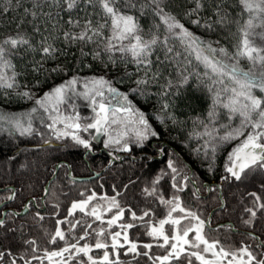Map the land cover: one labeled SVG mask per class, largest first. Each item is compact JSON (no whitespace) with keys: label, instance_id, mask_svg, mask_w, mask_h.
I'll return each mask as SVG.
<instances>
[{"label":"trees","instance_id":"trees-1","mask_svg":"<svg viewBox=\"0 0 264 264\" xmlns=\"http://www.w3.org/2000/svg\"><path fill=\"white\" fill-rule=\"evenodd\" d=\"M221 2L231 21L226 25L215 23L216 5ZM123 3L124 0H117L123 12L138 20L140 34L145 40L151 39L153 34L157 36L158 42L147 57L149 64L137 65L128 54L115 50L107 52L105 45L111 35L109 28L103 29L101 35L91 41L65 38V32L79 34L89 19L93 26L105 23L106 18L98 4H85L81 0L76 8L68 11L62 0H20L19 4L13 0L10 6L8 0H0V10L9 7V11L0 12V40L20 34L31 44V48L20 46L11 50L8 58L19 75L14 89L0 92V112L18 113L28 108L17 93L30 91L34 104L37 95L73 77L78 80L75 91L79 93L83 82L102 76L120 93L127 95L135 109L152 117L149 123L157 132V136L149 137L142 147L129 140L130 151L127 153L105 148L101 140L90 137L88 132L91 129L80 133L91 145L90 150H85L69 137L57 139L47 127L49 123L38 119L33 121L35 132L32 135L0 132V220L5 222L0 227V252L5 253L0 264H12L13 260L16 264L28 261L30 264H80L81 260L87 264V257L82 254L67 260L70 253H64L63 258L53 257L50 261L45 252L58 251L71 244L82 246L96 242V219L79 209L68 215L73 201L93 193L115 197L124 209L120 222L134 225L126 231L129 241L136 243L139 255L128 252L129 244H123L124 247L116 248V257L112 254L109 257L120 264H161L156 258L171 252L170 244L160 247L164 243L162 239L147 233L151 225H156L167 215L168 205L161 203V198L168 200L174 196H179L183 208L196 213L204 221L203 234L207 240L218 241L219 246L230 251H236L243 245H251L258 256L264 251L256 247L259 241H264V210L257 212L252 226L243 223L250 215L245 209L253 206L254 198L249 193L256 192L264 199V188L261 187L264 185V173L250 172L240 181L235 180L225 172V164L228 154L244 137L220 143L218 139L204 135L206 130L215 129L213 136L219 137L240 125V117L223 107L229 102L230 89L235 85L228 77L213 74L196 59L195 52L168 33L155 15L153 6L141 8L140 5L147 0H136V7L131 9L122 7ZM203 5L197 15L187 17L184 13L194 4L188 0H166L165 11L176 15L202 41L234 53L239 40L238 27L248 18L247 13L240 15L241 8L236 0H203ZM26 8L29 10L27 14ZM32 12L36 13L35 17ZM196 19L200 20V26L192 23ZM205 21L212 23L211 29L203 26ZM255 31L260 33L264 29ZM46 38L47 43L57 50L50 59L42 54ZM252 39L258 47H264V39L259 36ZM217 58L228 64L235 63V60ZM36 62L41 63L38 72L33 71ZM238 67L248 71L251 65L246 59H241ZM57 68L62 71H52ZM184 77H187L186 82ZM141 79L147 83L138 88L136 81ZM220 79L224 84L212 83ZM225 87L229 91L225 92ZM137 88L134 92L133 89ZM256 94L262 95L259 90ZM69 97L68 102L75 106L74 111L81 120H90L92 104L71 92ZM214 100H217L215 104ZM210 112H214L211 118ZM213 144L218 145L214 155L211 151ZM170 159L179 170L175 181L167 166ZM69 173L80 177L96 173V176L78 181L71 179ZM184 175L189 179L184 180ZM157 177L160 179L153 185ZM173 183L183 190L173 188ZM153 187L155 194L147 195L144 190L151 191ZM13 194L14 198L8 200L7 197ZM24 207L26 210L21 212ZM132 212L143 219L133 220ZM145 212L149 214L144 216ZM57 221L61 223L58 225ZM57 226L64 232L65 240L57 239L52 243ZM170 226L164 225L167 233H170ZM85 231L88 235L80 240ZM250 234L259 237V241L253 240ZM26 241H35V244ZM145 244L152 247L144 248ZM101 250L92 247L89 255L99 261L102 259ZM105 250H112L111 245ZM145 252L147 256L143 255ZM192 252L196 251L184 248L179 259L170 257L164 264H201L190 255Z\"/></svg>","mask_w":264,"mask_h":264},{"label":"snow or ice","instance_id":"snow-or-ice-1","mask_svg":"<svg viewBox=\"0 0 264 264\" xmlns=\"http://www.w3.org/2000/svg\"><path fill=\"white\" fill-rule=\"evenodd\" d=\"M12 2L13 0H8L9 6ZM15 2L19 4L20 0H15ZM62 2L66 10L71 11L80 4L81 0H62ZM188 2L194 4V7L184 13L187 17L197 15L204 6L203 0H188ZM236 2L241 8L240 15L243 16L247 13L248 18L244 20L242 25H239V20L236 21L239 25V40L234 53H230L224 47H213L211 42L202 41L199 37L194 35L179 19H177L176 15L165 11L166 0H147V3L141 4L140 7L153 6L155 15L159 17L160 22L165 26V30L168 33L178 37L180 42L185 44L187 49L195 52L196 59L201 61L206 68H209L213 74L217 77L226 76L235 85L230 89L232 95L229 97V102L223 104V107L229 109L232 115H238L240 117V125L232 128L230 131H226L224 135L219 137L213 136L215 129L212 131L206 130L204 135L210 136L214 140L218 139L220 143L244 137V139L228 154L225 164V172L230 174L235 180L240 181L250 172L260 171L264 173V47H258L252 39L255 36L264 39V31L260 33L255 31L257 28L264 29V0H236ZM84 3L92 5L98 4L106 18L105 23H99L93 26L92 21L89 19L83 25V30L79 34L73 35L69 32H65L64 36L66 39L70 41H91L94 37L100 36L103 29L109 28L111 35L107 38V43L105 45V50L107 52L111 53L115 50L119 51L121 54H128L132 57V62L137 65L150 63L147 57L152 46L156 45L158 42L155 34L152 35L151 39L145 40L140 34L141 29L138 20L134 16L123 12L121 6L117 5V0H84ZM122 7L128 9L136 7V0H124ZM7 11H9V7L0 10V12ZM24 11L26 14L29 12L27 8ZM31 15L35 17L36 13L32 12ZM215 15L217 16L215 21L216 24L226 25L231 22L222 2L216 5ZM108 21H110V24ZM69 23H72V21L70 20ZM192 23L200 26L199 19L193 20ZM203 26L211 29L213 25L205 21ZM89 33H91V35H89ZM114 41L118 43H114ZM124 41H128V43L125 44L123 43ZM20 46H28L31 48L29 40L20 34L14 37L8 36L0 40V92L5 89H14L17 86L16 77L19 73L14 70L15 66L8 57L11 54V50L17 49ZM56 51L57 50L51 44L47 43L46 38L44 46L42 47L43 56L50 59ZM168 51L171 52L172 49L169 48ZM217 56L227 58L228 60H235V63L228 64L224 59H218ZM241 59H246L250 63L251 67L248 71H244L238 67ZM40 69L41 63L36 62L33 71L38 72ZM52 71H62V69L57 68L52 69ZM183 79L184 82L187 81V77ZM217 82L224 84L222 79L212 81L213 84ZM146 83L147 81L143 79L136 81L138 88L140 85ZM77 84L78 80L73 77L65 83L51 88L50 91L45 92L41 98L35 100V106L29 111L15 114L0 112V132H8L10 135L14 132L19 133L21 136L32 135L35 132L33 121L35 119H41L43 123V117L39 111L42 109L43 112L49 114L48 119L52 122L48 124L47 127L54 132L57 139L69 137L75 145L83 147L85 150H90L91 145L80 133L88 132L90 129L95 130L97 135L103 134L108 136V139L104 141V146L105 148H109L115 145L114 151L116 152L129 151L128 142L124 140L128 132L134 134L135 141L140 147L143 146V143L147 141L149 137L157 136V132L152 129L146 114L135 109L128 100L127 95L120 93L112 86L111 82L104 77L92 78L86 81L84 83L85 90L82 93H77L75 91V86ZM138 88L133 89V91H137ZM105 89L111 94L112 99L117 101L119 106L112 107L110 101L108 103L104 102ZM209 90H211V88ZM256 90H259L262 95H257ZM224 91L227 92L229 89L225 87ZM70 92L73 96L80 95L84 99L91 101L94 116L90 120L85 118L82 121L78 114L64 115L60 111L61 105L66 104L70 100ZM218 95L217 93V97ZM17 96L20 99H31L32 93L30 91H24L17 93ZM97 97L101 98V100L98 101ZM216 102L217 100H214V104ZM73 107L75 106L73 105ZM53 113H55V115H53ZM209 116L210 118L213 117L214 112H210ZM229 118L231 119V116ZM57 124H62L63 128L57 129ZM113 125H119L122 128L115 137L110 133V129ZM205 128L207 129V125H205ZM217 146L218 145L213 144L211 147L213 155L216 152ZM207 147L208 143L206 142V155ZM196 152L199 154V149H197ZM113 159H118V157H113ZM167 166L174 174L172 178L173 181H175L176 176L179 174V170L171 159L168 161ZM159 179L160 177H157L156 180L153 181V185H156ZM188 179L189 177L184 175V180ZM172 186L178 191L183 190L182 187H178L175 183H173ZM261 187L264 188V185ZM144 191L147 195H153L156 190L155 187H153L151 191L147 188ZM81 195L83 196L84 194L81 193ZM249 195L252 196L254 200L253 206L245 209V211L250 214L249 218L243 221L246 226H252L257 217V212L264 210V199L256 192L249 193ZM13 198L14 194L7 197L8 200ZM95 198V193H93L86 199L73 202L68 211V215L71 216L74 211L79 209L81 212L85 213V215H91L97 220H100L101 216L98 207L93 206L90 212H85V209ZM109 202L111 207L107 208L106 211H111L112 208L119 209L117 214L107 222L108 226L111 227L117 220L121 219L124 214V209L120 207L115 197H111ZM161 203L172 205V207L168 212L167 218L159 221V227H151L147 234L154 238H162L164 243L161 244L160 247L169 244L170 239L176 241V243L170 245L172 251L169 252L168 255L156 258L161 261V264L168 261L170 257H174L175 259L180 258V253L184 251L183 246L190 243L186 238L189 232L192 231L196 234V242H192L191 247L199 248L202 244L204 245L203 252H211L214 257L218 258L217 260H206L200 252H192L190 255L201 261V264H218L219 260H223L226 257H231L229 264H232V261H238V264H264V251H261L258 256L251 245H243L236 251H230L224 247H220L217 251L216 248L219 242H210L202 235L204 221L199 220L196 213L186 211L180 204L179 196H174L172 200H164L161 198ZM176 211L185 213L186 217H191V219L197 220L198 223L194 226L185 228L182 235H172L169 237V235L165 234L164 225H179L181 223L180 219L172 218V213ZM148 214V212H145L144 216ZM40 218L43 219V217ZM132 219L142 220L143 217H137L136 213L132 212ZM4 223V220H0V227H3ZM60 223L61 221H57L58 225ZM133 226L134 225L131 223L120 225V227L125 230L123 238L124 243L129 244L128 252L139 255V253H137L136 243L129 241L126 231ZM73 227H75V225H73ZM88 227L90 228L91 225H88ZM103 234V229L97 232V236H102ZM87 235L88 233L85 231L84 235L80 236L79 239L84 240ZM120 236V232H115L111 237V247L114 253L117 247H124L123 244L119 243ZM250 236L253 240L259 241V237L251 234ZM57 239L65 240V234L61 231L59 226H57L55 235L51 238L50 242L55 243ZM26 243L35 244V241H26ZM94 247L96 249H106L109 245L97 239ZM143 247L151 248L152 246L150 244H145ZM256 247L264 249V241H259ZM35 251L36 249L33 248V252ZM91 251L92 246L89 244L85 243L82 246H78L77 243L63 247L58 251H46L45 257L51 261L53 257L63 258L64 253H70L67 260H73L75 256L82 254L84 257H87V264H120L118 260H111L107 251L104 252L102 259L97 261L89 255ZM4 255L5 253L0 252V258ZM143 255L147 256L148 253L145 252ZM33 258L40 259L39 257ZM149 258L151 259V257ZM12 264H16V261L13 260ZM26 264H30V261L26 262ZM80 264H84V261L81 260Z\"/></svg>","mask_w":264,"mask_h":264},{"label":"rangeland","instance_id":"rangeland-1","mask_svg":"<svg viewBox=\"0 0 264 264\" xmlns=\"http://www.w3.org/2000/svg\"><path fill=\"white\" fill-rule=\"evenodd\" d=\"M99 77H102V76H99ZM99 77H95V78H99ZM85 82H83L81 84V88L78 91L79 93H82L85 90L84 89V83ZM60 84H62V83H60ZM60 84H58V85H60ZM48 91H50V90L43 91L42 93H40L39 95L36 96V99L41 98L44 95V93L45 92H48ZM110 95L111 94H109L107 92V90L105 89V100H104V102L105 103H108L110 101L112 107L119 106L117 104V101L115 102L113 99H111V96ZM22 100L24 101L23 104L28 107L26 110H24L22 112L29 111L31 108H33L35 106V103L33 104L32 99H22ZM97 100L100 101L101 98L97 97ZM88 101L91 103L90 100H88ZM39 111H40L41 116L43 117V123H49L50 124L52 121L48 119V115L49 114L43 112L42 109L39 110ZM60 111L64 115H75V114H77L74 111V107H73V104L71 102H67L64 105H61ZM22 112H18V113H22ZM15 113H17V112L10 113V114H15ZM53 115H55V113H53ZM93 116H94V112H93ZM147 118H148L149 122L152 119V117H150V116L149 117L147 116ZM38 120L41 122V119H38ZM56 128L57 129H62L63 128V125L62 124H57L56 125ZM121 130H122V128L119 125H113L112 128L110 129V133H111L112 136L115 137L117 135V133L119 131H121ZM88 133L90 134V137L92 139H94V140H101L103 146H104V141L108 139V136H106V135H103V134L97 135L95 133V130H92L91 132H88ZM93 137H95V138H93ZM124 140H126L128 142V144H129V140H132V141L136 142L135 141V136H134V134L132 132H128L127 136L124 137ZM115 147L116 146L113 145L112 147H109L108 149H111V150L114 151ZM114 152H116V151H114ZM90 195H92V194H90ZM90 195H88V196H90ZM95 196H96V198L93 199L90 202L89 206L85 209V212H90L91 211V208L93 206L98 207V210H99V214L101 216V219L100 220H97L94 216H92V218L93 219H96L98 221V223L96 225V231L99 232L101 229H103L104 230V234L102 236H97V239H99L101 242H104V243H106L108 245H112V239H111L112 235L115 232H120L121 233V236L119 237V243L120 244H125L124 243V238H123L124 237V231L125 230L120 227V225H124V224L122 222H120V220H117L116 223H114L111 227H109L108 226V223H107L110 219H112V217L114 215L117 214V212L119 210H117L116 208H112L111 211H106L107 208L111 207L110 202H109L110 201V197H101V195H97V194H95ZM86 198H84V199H86ZM102 198H107V199H102ZM172 199H168V200H172ZM78 201H80V200H76V201H73V202H78ZM71 205H70V208H71ZM167 205H168V211H167V215H168V212L170 211L172 205H169V204H167ZM186 211H188V210H186ZM167 215L164 217V219L167 218ZM172 218L173 219H180L181 220V223L179 225H172L171 224V226H170V228H171L170 229V233H167L166 232V227H164L165 234L166 235H169V237H171L172 235H182L183 234V230L185 228H188L190 226H194V225H196L198 223L197 220H193V219H191V217H186V214L185 213H182V212H179V211L173 212L172 213ZM199 220H201V219L199 218ZM151 227H159V223H157L156 225H151L149 227V231H150ZM195 235L196 234H195L194 231L189 232L188 237L186 239H188L190 241V243L188 245H184L183 247L184 248L189 247V248H191L192 250H194L196 252H200V254L203 255L206 260H217L218 258L217 257H214L211 252H207V253L203 252L204 245L201 244L199 246V248H193V247H191V243L192 242H196L195 241ZM202 235L204 236L203 229H202ZM97 239H96V241H97ZM162 241H163V239H162ZM209 241L212 242L211 240H209ZM95 243L93 245H90V246L94 247ZM172 243H176V241H173V240L170 239L169 244L171 245ZM220 247L221 246H219L217 244L216 250L218 251ZM128 248H129V246H128ZM116 250H115V253H114L113 252V249L112 250L102 249L101 250L102 251V253H101L102 254V257L104 255V252L105 251H107L109 253V257L111 256V254H112V256L116 257ZM170 251H172V249H170ZM229 260H231V257H226L223 260H219L218 264H229ZM232 264H238V261H232Z\"/></svg>","mask_w":264,"mask_h":264},{"label":"water","instance_id":"water-1","mask_svg":"<svg viewBox=\"0 0 264 264\" xmlns=\"http://www.w3.org/2000/svg\"><path fill=\"white\" fill-rule=\"evenodd\" d=\"M129 146V145H128ZM129 151H130V146H129ZM128 151V152H129ZM127 153V152H125ZM159 156V155H158ZM69 176L71 177V179L73 180H78V181H81V180H85V179H89V178H92V177H95L96 176V173L93 174L92 176H86V177H80V176H72L70 173H69ZM26 210V207H24V209L21 211V212H24Z\"/></svg>","mask_w":264,"mask_h":264}]
</instances>
